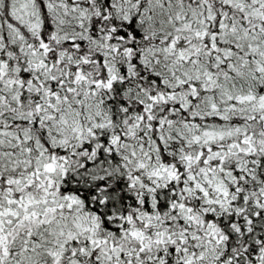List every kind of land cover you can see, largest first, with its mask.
Returning a JSON list of instances; mask_svg holds the SVG:
<instances>
[{
    "label": "snow or ice",
    "instance_id": "snow-or-ice-1",
    "mask_svg": "<svg viewBox=\"0 0 264 264\" xmlns=\"http://www.w3.org/2000/svg\"><path fill=\"white\" fill-rule=\"evenodd\" d=\"M0 264H264V0H0Z\"/></svg>",
    "mask_w": 264,
    "mask_h": 264
}]
</instances>
